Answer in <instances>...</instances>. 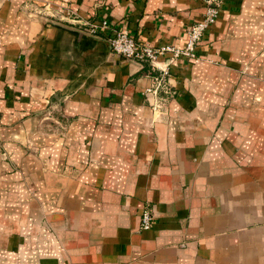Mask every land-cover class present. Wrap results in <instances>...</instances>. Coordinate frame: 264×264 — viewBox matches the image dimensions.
<instances>
[{
	"label": "crops",
	"instance_id": "crops-1",
	"mask_svg": "<svg viewBox=\"0 0 264 264\" xmlns=\"http://www.w3.org/2000/svg\"><path fill=\"white\" fill-rule=\"evenodd\" d=\"M204 11L0 0V264H264V0H223L158 111L151 67L108 42L183 47Z\"/></svg>",
	"mask_w": 264,
	"mask_h": 264
},
{
	"label": "built area",
	"instance_id": "built-area-1",
	"mask_svg": "<svg viewBox=\"0 0 264 264\" xmlns=\"http://www.w3.org/2000/svg\"><path fill=\"white\" fill-rule=\"evenodd\" d=\"M205 11L202 18L193 22L187 28L186 43L183 47L164 44L152 46L137 41L126 29H114L108 36L112 50L126 58L135 60L151 67L152 83L146 93L154 97L152 103L154 109H159L164 101L174 95L170 84L171 64L180 58L199 60L197 47L201 42L206 30L219 18L223 0H204ZM67 11L68 8H65ZM73 26L93 35H100L103 30L111 29L107 19L99 22L92 20H67ZM153 210L148 206L141 214V228L148 230L153 226Z\"/></svg>",
	"mask_w": 264,
	"mask_h": 264
},
{
	"label": "rangeland",
	"instance_id": "rangeland-1",
	"mask_svg": "<svg viewBox=\"0 0 264 264\" xmlns=\"http://www.w3.org/2000/svg\"><path fill=\"white\" fill-rule=\"evenodd\" d=\"M32 2V1H31ZM28 12V14L29 13H31V12H29V11H27ZM168 101V100H167ZM167 101H164L163 103H165V102H167ZM162 103V104H163ZM162 107V106H161ZM152 109H153V111H158L159 109H161V108H159V109H154L153 108V106H152ZM8 161H9V159H8V156H6V154L4 153V151H2V149L0 148V172H2V171H4V172H7V171H9V170H7V169H2V163H4L6 166H7V168H11V166L8 164Z\"/></svg>",
	"mask_w": 264,
	"mask_h": 264
},
{
	"label": "water",
	"instance_id": "water-1",
	"mask_svg": "<svg viewBox=\"0 0 264 264\" xmlns=\"http://www.w3.org/2000/svg\"><path fill=\"white\" fill-rule=\"evenodd\" d=\"M78 30H79V32H81V33H83V34H86V35H90V36H96V35H93V34H90V33H88V32H85V31H83L82 29H80V28H78V27H76ZM109 42V44H110V47H111V43H110V41H108ZM111 49H112V47H111ZM124 57V56H123ZM124 58H126V57H124ZM127 60H130V61H133V62H137V61H135V60H132V59H129V58H126ZM138 64H141V63H139V62H137ZM142 65V64H141Z\"/></svg>",
	"mask_w": 264,
	"mask_h": 264
}]
</instances>
